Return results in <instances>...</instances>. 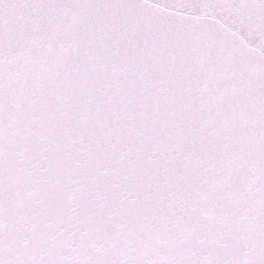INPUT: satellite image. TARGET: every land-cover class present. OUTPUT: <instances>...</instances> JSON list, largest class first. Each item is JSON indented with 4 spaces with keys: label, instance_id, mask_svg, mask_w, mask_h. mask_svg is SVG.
I'll return each instance as SVG.
<instances>
[{
    "label": "snow or ice",
    "instance_id": "snow-or-ice-1",
    "mask_svg": "<svg viewBox=\"0 0 264 264\" xmlns=\"http://www.w3.org/2000/svg\"><path fill=\"white\" fill-rule=\"evenodd\" d=\"M0 264H264V0H0Z\"/></svg>",
    "mask_w": 264,
    "mask_h": 264
}]
</instances>
